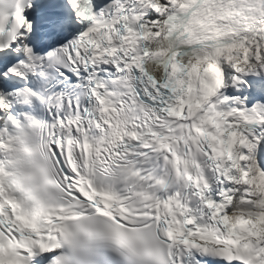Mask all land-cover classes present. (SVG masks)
Wrapping results in <instances>:
<instances>
[{"label":"snow or ice","instance_id":"snow-or-ice-1","mask_svg":"<svg viewBox=\"0 0 264 264\" xmlns=\"http://www.w3.org/2000/svg\"><path fill=\"white\" fill-rule=\"evenodd\" d=\"M66 3L0 0V264H264V0Z\"/></svg>","mask_w":264,"mask_h":264},{"label":"clouds","instance_id":"clouds-1","mask_svg":"<svg viewBox=\"0 0 264 264\" xmlns=\"http://www.w3.org/2000/svg\"><path fill=\"white\" fill-rule=\"evenodd\" d=\"M4 7L6 8V9H8V10H11L14 6H12V5H4Z\"/></svg>","mask_w":264,"mask_h":264},{"label":"bare ground","instance_id":"bare-ground-1","mask_svg":"<svg viewBox=\"0 0 264 264\" xmlns=\"http://www.w3.org/2000/svg\"><path fill=\"white\" fill-rule=\"evenodd\" d=\"M260 161H261L260 165H264V158H260Z\"/></svg>","mask_w":264,"mask_h":264}]
</instances>
